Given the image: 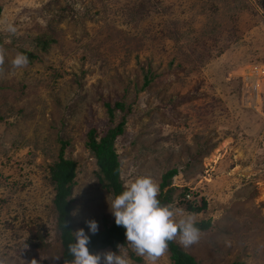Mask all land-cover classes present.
Wrapping results in <instances>:
<instances>
[{"label": "rangeland", "instance_id": "rangeland-1", "mask_svg": "<svg viewBox=\"0 0 264 264\" xmlns=\"http://www.w3.org/2000/svg\"><path fill=\"white\" fill-rule=\"evenodd\" d=\"M0 8V22L16 29L0 24V264L58 262L47 181L57 138L77 164L73 233L115 219L84 147L90 127H106L103 101L130 107L114 144L123 187L140 176L159 185L176 168L163 189L171 205L181 209L183 190L206 203L194 215L210 221L199 242H172L198 264H264V10L256 0H0ZM39 36L51 41L45 52L35 48ZM21 49L36 59L15 69ZM247 70L259 74L253 106L241 93ZM144 76L151 80L141 89ZM107 251L145 264L127 240L97 253ZM157 264H172L167 251Z\"/></svg>", "mask_w": 264, "mask_h": 264}, {"label": "trees", "instance_id": "trees-1", "mask_svg": "<svg viewBox=\"0 0 264 264\" xmlns=\"http://www.w3.org/2000/svg\"><path fill=\"white\" fill-rule=\"evenodd\" d=\"M260 8L264 10V0H256ZM67 14L71 15L68 6L62 8ZM1 13V8H0ZM35 48L40 52H45L50 40L45 36H39L33 39ZM20 54L27 57L28 62L36 59L26 50H19ZM151 78L144 76L141 89L146 88L150 83ZM102 106L106 114V127L98 133L96 128L90 127L85 133V149L92 155L94 164V176L97 187L108 193L113 199L122 193L124 187L119 179L120 162L115 152V141L124 133L126 116L129 113L130 107L125 106L123 101H114L110 103L103 101ZM116 112L119 113V118L115 122ZM59 148L56 155V160L47 166V181L51 185L54 194L52 198V205L55 211V227L60 243L61 253L57 264H64V261L71 260L72 257L68 251V245L75 243L72 235V216L71 212L74 206V201L71 199V191L75 185L76 167L77 164L70 159L64 157L65 148L68 146L66 140L57 138ZM178 170L176 168L169 169L161 176L159 184V195L157 199L162 205L172 203L171 189H165L169 186L171 179L176 176ZM187 192L183 190L177 197L179 207L188 214H201L206 210V203L203 200L197 202L195 199L187 200L185 195ZM195 226L201 232L207 231L210 228L209 220H200L196 222ZM125 229L122 226L115 224V219L109 226H104L97 231L95 235L86 233L90 238V243L87 245L91 254H96L100 250L110 249L116 250L118 246L125 245ZM168 259L172 264H198L191 256L184 253L172 241L168 243ZM140 261V259H136Z\"/></svg>", "mask_w": 264, "mask_h": 264}, {"label": "clouds", "instance_id": "clouds-1", "mask_svg": "<svg viewBox=\"0 0 264 264\" xmlns=\"http://www.w3.org/2000/svg\"><path fill=\"white\" fill-rule=\"evenodd\" d=\"M3 24V30L15 34L16 29L11 24ZM4 63V50L0 49V74ZM15 69L24 68L28 59L23 54H17L11 62ZM159 185L150 176H140L125 183L124 190L114 199H109L110 211L115 217V224L125 231L127 244L145 260V264H157L159 258L165 255L168 243L176 241L187 248L199 242L201 231L195 226L194 214H185L183 209L173 205H162L157 199ZM78 209L71 215L76 216ZM179 217V219H177ZM90 232L95 235L98 224L94 220L85 221ZM75 243L68 245L71 260L64 264H132L127 253L115 254L111 251L91 254L87 245L90 238L83 229L72 233ZM122 248V246H118ZM59 260L60 257H54ZM32 264H36L33 260Z\"/></svg>", "mask_w": 264, "mask_h": 264}, {"label": "built area", "instance_id": "built-area-1", "mask_svg": "<svg viewBox=\"0 0 264 264\" xmlns=\"http://www.w3.org/2000/svg\"><path fill=\"white\" fill-rule=\"evenodd\" d=\"M243 82H241V93L243 95V104L253 106L258 100L259 96L257 93L258 82H253V80L259 75L258 71H243ZM260 77V76H259ZM185 199L189 200V195H185Z\"/></svg>", "mask_w": 264, "mask_h": 264}]
</instances>
